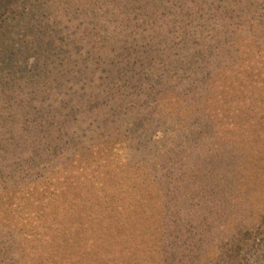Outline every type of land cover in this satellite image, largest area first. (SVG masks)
<instances>
[{
  "label": "trees",
  "instance_id": "1",
  "mask_svg": "<svg viewBox=\"0 0 264 264\" xmlns=\"http://www.w3.org/2000/svg\"><path fill=\"white\" fill-rule=\"evenodd\" d=\"M243 178L264 182V0H0L12 264H171L172 227ZM240 227L205 264H238L264 214Z\"/></svg>",
  "mask_w": 264,
  "mask_h": 264
},
{
  "label": "rangeland",
  "instance_id": "2",
  "mask_svg": "<svg viewBox=\"0 0 264 264\" xmlns=\"http://www.w3.org/2000/svg\"><path fill=\"white\" fill-rule=\"evenodd\" d=\"M235 163L236 160L230 162L232 166H235ZM253 171H256V168L249 166L248 172ZM239 184L245 186L246 194L234 197L236 200H228L224 197L222 199H212L208 202L203 200L191 212L194 216L192 223L189 219L182 218L179 219L178 225L175 224L172 227L174 229L172 232L177 237V241H175V246L169 249L170 251H176L177 254L171 264H205V261L210 259L207 255L209 252L213 257H220L223 261L226 260V251L230 249L232 244H236L234 235L240 231L242 217L246 220L249 219L251 212L255 217L264 214V182L260 187L254 188L251 181L246 186L243 178ZM216 201L219 203L218 205L214 203ZM203 207H207L205 215L208 221L215 222V226L210 232L203 231L200 228V225H202L200 209ZM15 222L14 218L9 217L7 219L0 216V264H12L14 262L12 258L15 254L16 242L12 243L10 241L9 231L5 225L9 223L15 225ZM32 222L34 226L39 224L37 220ZM134 228H140V226ZM225 228H227L226 233L224 232ZM31 239L27 236L24 242ZM151 251L155 252V250ZM238 264H264V234L242 253Z\"/></svg>",
  "mask_w": 264,
  "mask_h": 264
}]
</instances>
